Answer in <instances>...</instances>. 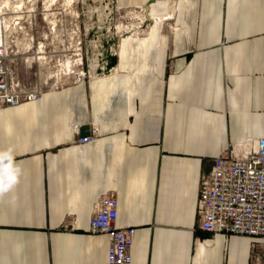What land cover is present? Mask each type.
Instances as JSON below:
<instances>
[{
	"label": "crops",
	"instance_id": "crops-1",
	"mask_svg": "<svg viewBox=\"0 0 264 264\" xmlns=\"http://www.w3.org/2000/svg\"><path fill=\"white\" fill-rule=\"evenodd\" d=\"M175 14L172 52L133 45L0 109V264H108L109 236L90 231L106 194L136 228L131 264H252L250 238L199 228L198 199L216 158L264 139V0H178ZM76 125L98 136L79 146Z\"/></svg>",
	"mask_w": 264,
	"mask_h": 264
},
{
	"label": "rangeland",
	"instance_id": "rangeland-1",
	"mask_svg": "<svg viewBox=\"0 0 264 264\" xmlns=\"http://www.w3.org/2000/svg\"><path fill=\"white\" fill-rule=\"evenodd\" d=\"M164 2L156 21L151 5L143 12L144 5L118 0H0V50L13 88L42 96L82 83L106 70L112 53L143 42L152 43L150 51L165 45L172 52L184 28L176 22L178 0Z\"/></svg>",
	"mask_w": 264,
	"mask_h": 264
},
{
	"label": "built area",
	"instance_id": "built-area-1",
	"mask_svg": "<svg viewBox=\"0 0 264 264\" xmlns=\"http://www.w3.org/2000/svg\"><path fill=\"white\" fill-rule=\"evenodd\" d=\"M40 97L39 93H22L13 88L0 50V109ZM74 133L79 146L98 136L95 127L83 136L82 127L76 125ZM198 217L199 228L206 233L250 238L252 264H264V139L249 141L245 146H232L214 160L211 172L200 184ZM117 219V197L106 194L98 201L90 231L109 236L108 264H131L136 228L119 227Z\"/></svg>",
	"mask_w": 264,
	"mask_h": 264
},
{
	"label": "bare ground",
	"instance_id": "bare-ground-1",
	"mask_svg": "<svg viewBox=\"0 0 264 264\" xmlns=\"http://www.w3.org/2000/svg\"><path fill=\"white\" fill-rule=\"evenodd\" d=\"M147 8H149V7H147ZM144 10H146V8H145V6H144V9H143V12H144ZM149 10V9H148ZM149 13V12H148ZM143 16V15H142ZM143 17H149V14H146V16H145V14H144V16ZM149 20H150V18H149ZM158 20V19H157ZM2 45H3V24H2V21L0 20V48L2 47ZM3 52V51H2ZM96 64H92L91 65V68L93 69V68H96V66H95ZM93 72H94V70H92ZM92 72V74H94Z\"/></svg>",
	"mask_w": 264,
	"mask_h": 264
},
{
	"label": "water",
	"instance_id": "water-1",
	"mask_svg": "<svg viewBox=\"0 0 264 264\" xmlns=\"http://www.w3.org/2000/svg\"><path fill=\"white\" fill-rule=\"evenodd\" d=\"M89 128L87 127V128H85V129H83V131H82V135L83 136H86V135H88V133H85L84 131H86V130H88Z\"/></svg>",
	"mask_w": 264,
	"mask_h": 264
}]
</instances>
